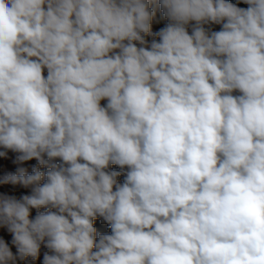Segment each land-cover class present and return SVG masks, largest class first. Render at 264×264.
I'll return each instance as SVG.
<instances>
[{"label": "clouds", "instance_id": "obj_1", "mask_svg": "<svg viewBox=\"0 0 264 264\" xmlns=\"http://www.w3.org/2000/svg\"><path fill=\"white\" fill-rule=\"evenodd\" d=\"M0 149V264H264V0H0Z\"/></svg>", "mask_w": 264, "mask_h": 264}, {"label": "rangeland", "instance_id": "obj_2", "mask_svg": "<svg viewBox=\"0 0 264 264\" xmlns=\"http://www.w3.org/2000/svg\"><path fill=\"white\" fill-rule=\"evenodd\" d=\"M231 2L237 3L238 0H231ZM153 6L156 7L155 4H153ZM239 6L247 7V5L243 3H239ZM167 22L168 21L163 17L162 12L157 7L156 16L154 17L152 23L153 32L159 31L161 28L166 26ZM210 27L213 31H218L221 28L220 25H211ZM146 39L150 42L153 39V37L148 36L146 37ZM156 39L158 40V38ZM15 155H16L15 153L9 151L7 158H0V173L6 171H15L17 167H25L28 170V172L31 173L33 165L41 167V170L44 171V168L42 166H39L38 162L35 160L27 161L22 164H13L12 160L15 159ZM112 167L114 170H119L117 166H112ZM118 179L122 182L123 176L119 177ZM30 191H31L30 189H24L21 186H0V192H5L10 195H16L17 198H19L21 195L24 194H30ZM35 214H36V210H32V215L34 216ZM95 226L97 227L98 233L102 232L105 234H110V228L106 224H104L101 220L98 219L95 222ZM0 237L6 239L9 242L10 247H12L13 252H15V247L10 243L11 234L7 233L6 229H0ZM42 260H43V252L41 253L40 258L36 261H32L31 258H28L25 261H17V264H42Z\"/></svg>", "mask_w": 264, "mask_h": 264}]
</instances>
